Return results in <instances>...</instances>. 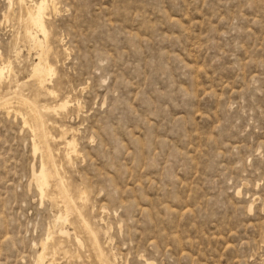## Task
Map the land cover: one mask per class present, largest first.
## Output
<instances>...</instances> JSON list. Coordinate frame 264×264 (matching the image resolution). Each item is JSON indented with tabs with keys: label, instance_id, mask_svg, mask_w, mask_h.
<instances>
[{
	"label": "rangeland",
	"instance_id": "rangeland-1",
	"mask_svg": "<svg viewBox=\"0 0 264 264\" xmlns=\"http://www.w3.org/2000/svg\"><path fill=\"white\" fill-rule=\"evenodd\" d=\"M12 2L0 0V66H12L0 264H264V0H55L38 38L56 96L32 78L43 51ZM43 155L57 163L44 197ZM77 202L83 221L55 223Z\"/></svg>",
	"mask_w": 264,
	"mask_h": 264
},
{
	"label": "bare ground",
	"instance_id": "bare-ground-1",
	"mask_svg": "<svg viewBox=\"0 0 264 264\" xmlns=\"http://www.w3.org/2000/svg\"><path fill=\"white\" fill-rule=\"evenodd\" d=\"M12 1H14V0H10V2L11 3H13ZM27 1L28 0H17V5L19 6V8H20V13H19V20L18 21H20L21 22V24L23 25V27H24V31H25V37L24 38H26V40H28V39H31V40H33V41H35L36 42V44H37V46L38 47H40L41 49H42V51H43V49H44V46H43V44H42V42L39 40V38H38V33H41L42 35H44V37L46 38V39H48L50 36V32H49V27L47 26V22H46V17H47V15H48V10L50 9V7H51V3H52V5H53V7L55 8V0H42L41 2H39V3H34V5L33 6H30V7H27ZM29 1H31V0H29ZM57 4V3H56ZM13 6V5H12ZM57 7V6H56ZM12 9V8H11ZM20 24V25H21ZM23 27H21V30L20 31H22V28ZM37 30V32L35 33L33 30ZM19 33H21V32H19ZM21 37V36H20ZM20 37H19V39H20ZM18 39V38H17ZM21 40H23V37H22V39ZM20 41V40H19ZM30 41V40H29ZM25 42V41H24ZM26 43H27V41H26ZM31 46V45H30ZM49 54V53H48ZM47 53H45V51H43L40 55H39V62L38 63H35L34 64V66H33V68H32V72H31V75H32V78L33 79H35L36 81H37V83H38V85H39V87L42 89V90H44V91H46V92H48L49 94H51L52 96L54 95V96H56V93H57V91H56V89L53 87V88H51V87H49L48 86V83L49 82H51L52 80H53V77H54V74H55V72H56V67L49 61V55H48ZM11 62H7V65L6 66H4V64H3V66H0V81L2 82V79L4 78L5 79V72H6V70L8 69V71L9 70H11ZM10 78V77H9ZM4 81L5 80H3V82L2 83H4ZM1 84V83H0ZM40 89V90H41ZM68 102H69V100H65V101H62V103L61 104H59V105H55V106H52V107H46V110H55V111H60V110H65L67 107H68ZM9 107H10V105H8ZM12 108V107H11ZM14 108V107H13ZM15 108H18L19 110V113H21L22 114V116H23V120H24V122L25 123H28V122H30L31 123V126H32V129H33V131H34V133H33V135H34V139H33V144H34V150H35V152H37V151H41L42 149H41V145H40V143H39V136H40V130H39V127H38V124L36 123V122H32V120H31V118L29 117V115H28V113H26L25 112V110L23 109V107H21V106H18V107H15ZM22 119V118H21ZM32 133V132H31ZM50 134V133H49ZM51 135V134H50ZM65 141H67V140H65ZM41 146V147H40ZM67 146L69 147L68 149H70V150H72V151H70V152H72V153H78V150H77V142H76V140L75 139H73L72 141H70V142H68L67 143ZM66 147V146H65ZM41 149V150H40ZM45 151V150H44ZM43 152V151H42ZM52 152H54V151H52ZM55 152H56V150H55ZM54 152V153H55ZM58 152V151H57ZM39 153H41V152H39ZM50 154H51V151H50ZM72 157V156H71ZM42 158H43V160H42V167H40L41 168V171H40V169L38 170L40 173H38V174H34V176H33V178L35 179V180H33V182L35 181L36 183H37V188L39 187V189H40V192H41V195H42V197H44L45 195H46V189H47V187L49 186V184H50V179H52V177L54 176V174H55V169L57 168V163L52 159V165L51 164H49L45 159H44V155L42 156ZM61 166V165H60ZM57 170V169H56ZM58 171H59V169H58ZM62 177H64V175L62 176ZM54 179V178H53ZM32 182V181H31ZM62 183H63V181H62ZM66 183V182H65ZM67 183H68V181H67ZM66 183V184H67ZM70 183V182H69ZM32 184V183H31ZM34 184V183H33ZM64 184V183H63ZM51 185V184H50ZM36 186V185H35ZM65 186V185H64ZM65 187H67V186H65ZM50 188V187H49ZM69 189V188H68ZM48 191V190H47ZM81 193V192H80ZM86 193V192H85ZM85 193H84V195H85ZM73 195V194H72ZM75 195V194H74ZM80 196H82V195H79V197ZM60 197V196H59ZM85 197H87V196H85ZM84 196H82V197H80V198H78V199H76L77 201L78 200H80V201H84V200H86V198H85ZM53 198V197H52ZM54 199H56L55 197H54ZM60 199V198H59ZM71 199H73V198H71ZM74 200V199H73ZM61 201H59V203H60ZM73 203H75V202H73ZM78 203V202H77ZM79 203L78 204H74L73 206H74V209L72 208H69L68 206H65V207H61L62 206V204H61V208H63L64 209V212L59 216V218H58V220H57V222H55V223H58V222H60V221H63L64 223L65 222H67L68 223V221H69V217H72L73 216V214L74 213H78V217H80L81 219L83 218V217H85L84 215L82 216V211L80 212V211H78V210H81V209H79ZM62 210V209H61ZM63 211V210H62ZM72 212H74L73 214H72ZM72 214V215H71ZM84 214V213H83ZM79 218V219H80ZM86 218V217H85ZM78 219V220H79ZM89 219H87V221H88ZM56 221V220H55ZM72 221V220H71ZM80 221H83V219L82 220H80ZM79 221V222H80ZM85 222H86V220H84ZM90 221V220H89ZM70 222V221H69ZM89 223V222H88ZM90 223H92V222H90ZM82 224H83V222H82ZM81 224V225H82ZM93 224V223H92ZM95 224V223H94ZM63 225V224H62ZM90 225V224H89ZM96 225V224H95ZM61 226V225H60ZM83 226H84V224H83ZM90 226H92V227H94L93 225H90ZM58 227V226H57ZM63 227H64V225H63ZM84 228V227H83ZM91 228V227H90ZM58 229L59 228H57V232H58ZM92 229V228H91ZM94 229H95V227H94ZM61 232L63 233V234H68V232H66V231H64V230H61ZM60 232V230H59V232L58 233H61ZM74 234V233H73ZM49 235V234H48ZM51 236H54V235H52L51 234ZM61 236H62V234H61ZM70 236V235H69ZM76 236V235H75ZM96 237V236H95ZM49 238L51 239V237L49 236L48 237V241H49ZM79 238V237H78ZM74 240H75V237H74ZM93 240V239H92ZM96 240H97V238H96ZM51 241V240H50ZM91 241V240H90ZM76 242V241H75ZM91 242H93V241H91ZM96 242V241H95ZM43 244V243H42ZM97 244H99V242L97 243ZM44 246H42L41 245V247H44V251L46 252V250L48 249L47 248V246H48V243H46V244H43ZM93 245V244H92ZM62 246V245H61ZM96 247H97V245H95ZM49 250V249H48ZM61 251V250H60ZM42 253H43V251H42ZM48 253V252H47ZM46 253V254H47ZM54 253H55V251H54ZM105 253V252H104ZM44 254V253H43ZM43 254H42V257H43ZM101 254V253H100ZM55 255V254H54ZM39 256V255H38ZM47 256V255H46ZM115 256V255H114ZM48 257V256H47ZM44 258V257H43ZM46 258V257H45ZM49 258V257H48ZM50 258H51V256H50ZM115 259V258H114ZM117 259V258H116ZM46 260V259H45ZM44 259L42 260L43 262L45 261ZM53 260H55V258L53 259ZM41 261V262H42ZM38 262V261H37ZM144 262V261H143ZM98 263H100V262H98ZM98 263H96V264H98ZM145 263V262H144ZM143 263V264H144ZM38 264V263H37ZM41 264H43V263H41ZM151 264V263H150Z\"/></svg>",
	"mask_w": 264,
	"mask_h": 264
}]
</instances>
